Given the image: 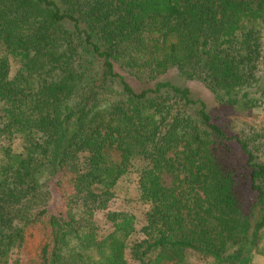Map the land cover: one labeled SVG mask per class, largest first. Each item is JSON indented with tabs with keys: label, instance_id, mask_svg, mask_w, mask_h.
<instances>
[{
	"label": "trees",
	"instance_id": "1",
	"mask_svg": "<svg viewBox=\"0 0 264 264\" xmlns=\"http://www.w3.org/2000/svg\"><path fill=\"white\" fill-rule=\"evenodd\" d=\"M263 105L264 0H0V264L264 258Z\"/></svg>",
	"mask_w": 264,
	"mask_h": 264
},
{
	"label": "rangeland",
	"instance_id": "2",
	"mask_svg": "<svg viewBox=\"0 0 264 264\" xmlns=\"http://www.w3.org/2000/svg\"><path fill=\"white\" fill-rule=\"evenodd\" d=\"M9 60V75H11L17 68V63L11 58H9ZM157 81L169 82L174 86L188 89L190 98L194 101L202 102L212 119L216 121L218 125L227 127V131L236 133L239 128L243 126L240 119H235L228 115V110H222L218 108L213 100V96L203 89V87L197 82L183 81L173 70L166 72L164 75L159 77ZM128 82L134 89L143 88L142 85L135 83L134 81L129 80ZM146 86H144V88ZM149 86H151V84ZM191 108L194 110L196 109L195 107ZM251 113L264 116V105L259 109L252 110ZM232 148L233 150H236L235 146H232ZM163 179L164 184L168 185L169 178L165 176ZM114 188V198L110 203V210L126 211L128 213L134 214L137 220H139L144 207L140 205L136 199V174L134 170L128 169L123 174H120ZM250 264H264V258L261 256H255L251 260Z\"/></svg>",
	"mask_w": 264,
	"mask_h": 264
}]
</instances>
